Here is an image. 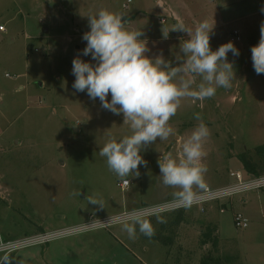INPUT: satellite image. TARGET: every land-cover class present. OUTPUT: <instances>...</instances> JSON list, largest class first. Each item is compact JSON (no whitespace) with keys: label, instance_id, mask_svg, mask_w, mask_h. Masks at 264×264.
Here are the masks:
<instances>
[{"label":"rangeland","instance_id":"374dc122","mask_svg":"<svg viewBox=\"0 0 264 264\" xmlns=\"http://www.w3.org/2000/svg\"><path fill=\"white\" fill-rule=\"evenodd\" d=\"M0 25V234L109 221L2 264H264V187L118 217L262 167L264 0H0Z\"/></svg>","mask_w":264,"mask_h":264},{"label":"built area","instance_id":"2783aa9c","mask_svg":"<svg viewBox=\"0 0 264 264\" xmlns=\"http://www.w3.org/2000/svg\"><path fill=\"white\" fill-rule=\"evenodd\" d=\"M164 21V19H163ZM0 30H3V26L0 25ZM234 33H238L235 31ZM234 39V38H233ZM232 175L236 179V183L224 187H211L206 186L200 192L184 195L178 198H174L160 204L153 206H147L141 209H136L134 212H122L118 215L120 218L124 217H135L141 218L145 216L154 215L157 213L173 212L187 207H192L195 205H204L208 202H214L221 200L228 196H231L237 192L248 189H258L264 187V174L253 175L251 178L247 179L244 177L241 171L233 172ZM130 183L129 179H125L121 182V186L126 187ZM106 219L96 220L88 223H83L78 226H73L70 228H64L54 231L39 232L33 235L24 236L20 238L5 239L0 234V264L10 259V257L16 251L26 248L32 245L46 244L59 235L70 234L71 231L79 228L85 227V225L97 226L99 224L106 225L108 222ZM100 222V223H99ZM249 218L242 212H237L234 215V225L236 228H246L249 225Z\"/></svg>","mask_w":264,"mask_h":264},{"label":"trees","instance_id":"16d2710c","mask_svg":"<svg viewBox=\"0 0 264 264\" xmlns=\"http://www.w3.org/2000/svg\"><path fill=\"white\" fill-rule=\"evenodd\" d=\"M255 152L257 155L262 157V167H264V143L257 145L255 147ZM238 157L242 161L244 168L248 173L253 175H260V168H262L261 165L256 163L249 154L241 153L238 155ZM181 215L182 214H178L177 218L175 219L176 223H179L181 221ZM214 242H216V240Z\"/></svg>","mask_w":264,"mask_h":264},{"label":"water","instance_id":"95a60500","mask_svg":"<svg viewBox=\"0 0 264 264\" xmlns=\"http://www.w3.org/2000/svg\"><path fill=\"white\" fill-rule=\"evenodd\" d=\"M75 127V126H74Z\"/></svg>","mask_w":264,"mask_h":264}]
</instances>
